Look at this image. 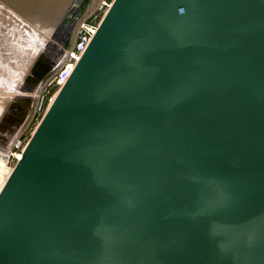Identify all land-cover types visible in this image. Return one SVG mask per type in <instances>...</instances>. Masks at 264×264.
I'll return each mask as SVG.
<instances>
[{
    "label": "water",
    "instance_id": "obj_1",
    "mask_svg": "<svg viewBox=\"0 0 264 264\" xmlns=\"http://www.w3.org/2000/svg\"><path fill=\"white\" fill-rule=\"evenodd\" d=\"M2 1L75 41L101 0ZM0 264H264V0H113L0 191Z\"/></svg>",
    "mask_w": 264,
    "mask_h": 264
},
{
    "label": "rangeland",
    "instance_id": "obj_2",
    "mask_svg": "<svg viewBox=\"0 0 264 264\" xmlns=\"http://www.w3.org/2000/svg\"><path fill=\"white\" fill-rule=\"evenodd\" d=\"M0 1V66L2 67H0V78L4 76L3 78H1L2 81L6 79V82L3 81L4 83L0 79L1 191L3 185L6 182V179H8L11 173V170H13L12 168H14L17 162V156L23 152L24 147L31 138L45 112L47 111L52 96L57 92L58 87L55 84H40V76L43 75V71L44 73H47L48 71H52V73H55L56 70H61L66 65V57L69 50L68 47H72L74 39L71 40L70 35L68 34V32H66L65 29L64 32L57 31L54 27L55 24L52 21H43L44 23L39 25L32 20L30 21L27 16L25 17L16 10H13L11 7H8L7 4L2 0ZM52 1L55 2L56 0ZM107 1L112 2L113 0ZM49 4L51 6H55L56 2H51ZM4 7H7L11 12L7 11ZM105 11L106 9L104 8L103 10H99L94 13L91 12L82 21L97 24L101 21ZM29 33L33 35L31 36ZM34 34L37 37H35ZM11 39H14L15 41ZM24 42L27 43V45ZM48 52L51 53L49 54ZM53 52H55L56 54ZM53 54H55L57 58ZM13 58L16 59L14 60ZM22 59L24 60V62ZM51 62L54 63L52 64ZM3 63L7 64L4 65ZM11 63L13 66L10 65ZM10 66L13 67L12 69L14 72L12 71ZM20 70L23 73H21ZM9 72L13 74L11 75L9 74ZM14 73L17 74L18 78H15ZM24 73L27 74L25 75ZM7 75H10V77ZM20 75L23 79H20ZM11 76L14 77L13 80V77ZM1 82L2 84H4V87L6 86L5 88H3ZM30 84L33 86H30ZM36 93H38V95ZM33 94L37 97L41 94L42 104L40 108L34 113L29 122H27L25 125H22L19 123V117L20 113H22V111L26 107L27 103H24L26 101L22 102L19 106L17 105L16 107L11 108L10 106L5 105L8 102L6 100L12 98H33Z\"/></svg>",
    "mask_w": 264,
    "mask_h": 264
},
{
    "label": "built area",
    "instance_id": "obj_3",
    "mask_svg": "<svg viewBox=\"0 0 264 264\" xmlns=\"http://www.w3.org/2000/svg\"><path fill=\"white\" fill-rule=\"evenodd\" d=\"M112 2H108L107 0H102L101 3L96 7V9L92 13L97 12L99 10H103L104 8L107 11L108 8L111 6ZM99 23L94 24V23H88L86 21H82L80 23L78 30H77L75 41L72 47L67 52L68 54H67L66 65L61 70H58V71L56 70L55 73H52L47 79V81L45 82L46 85L55 84L58 87L57 92L59 91V89L68 80L77 61L81 57L82 53L86 49L87 45L91 41L94 34L97 32ZM56 94L52 96L50 103H52ZM41 104H42V96L40 94L38 96V104L36 106L35 112L40 108ZM21 156H22V153H21Z\"/></svg>",
    "mask_w": 264,
    "mask_h": 264
},
{
    "label": "bare ground",
    "instance_id": "obj_4",
    "mask_svg": "<svg viewBox=\"0 0 264 264\" xmlns=\"http://www.w3.org/2000/svg\"><path fill=\"white\" fill-rule=\"evenodd\" d=\"M0 2H1V1H0ZM53 3H54V2H53ZM49 5H50V4H49ZM55 5H56V4H55ZM4 8H5L7 11L11 12L7 7H4ZM41 13H42V12H41ZM42 14H43V13H42ZM48 20L50 21V18H48ZM1 22H2V20H1ZM47 22H48V21H47ZM43 23H44V22H43ZM0 24H1V23H0ZM6 24H7V23H6ZM52 24H53V23H52ZM3 25H4V23H3ZM48 25H50V24H48ZM45 26H46V24H45ZM45 26H44V27H45ZM0 27H1V26H0ZM52 28H53V27H52ZM12 29H13V28H12ZM0 30H1V29H0ZM3 31H4V30H3ZM3 31H2V32H3ZM4 32H5V31H4ZM29 32H30V31H29ZM1 34H2V33H1ZM29 34H30L31 36L33 35V34H31V33H29ZM9 36H10V34H9ZM34 36H35V34H34ZM14 37H15V36H14ZM35 37H37V36H35ZM11 40H14V39H11ZM14 41H15V40H14ZM0 42H1V41H0ZM36 42H37V41H36ZM24 43H25V42H24ZM25 44L27 45V43H25ZM42 45H43V44H42ZM0 46H1V45H0ZM45 46H46V45H45ZM36 47H37V46H36ZM43 47H44V46H43ZM37 48H38V47H37ZM46 49H47V47H46ZM46 49H45V50H46ZM39 50H40V49H39ZM46 51H47V50H46ZM42 53H43V52H42ZM48 53H49V52H48ZM50 53H51V52H50ZM50 53H49V54H50ZM53 53H55V52H53ZM55 54H56V53H55ZM55 54H53V55H55ZM0 55H1V54H0ZM18 56H19V55H18ZM55 56H56V55H55ZM64 57H65V56H64ZM56 58H57V56H56ZM66 58H67V57H66ZM6 59H7V58H6ZM13 59H14V58H13ZM13 59H12V60H13ZM15 59H16V58H15ZM15 59H14V60H15ZM20 59H21V58H20ZM0 60H1V59H0ZM7 60H8V59H7ZM10 60H11V58H10ZM14 60H13V61H14ZM22 60H23V59H22ZM59 60H60V59H59ZM2 61H3V60H2ZM20 61H21V60H20ZM52 61H53V60H52ZM57 61H58V60H57ZM23 62H24V60H23ZM51 63H52V62H51ZM53 63H54V62H53ZM53 63H52V64H53ZM3 64H4V63H3ZM5 64H7V63H5ZM5 64H4V65H5ZM14 64H16V63H14ZM10 65H12V63H11ZM58 65H59V64H58ZM58 65H57V66H58ZM12 66H13V65H12ZM12 66H10L11 69L13 68ZM55 66H56V65H55ZM0 67H1V66H0ZM5 67H6V66H5ZM1 68H2V67H1ZM15 68H16V67H15ZM2 70H3V69H2ZM15 70H16V69H15ZM3 71H4V70H3ZM9 71H10V70H9ZM12 71H13V69H12ZM12 71H11V72H12ZM13 72H14V71H13ZM20 72L23 73L21 70H20ZM1 73H2V72H1ZM42 73L45 74L44 71H43ZM9 74L12 75L13 73H10V72H9ZM14 74H15V78H18V77H17V74H16V73H14ZM18 74H19V73H18ZM24 74L26 75L27 73H24ZM7 76L10 77V75H7ZM23 76H24V75H23ZM3 77H4V76H3ZM3 77H1V78H3ZM9 77H8V78H9ZM11 77H13V76H11ZM20 77H21V75H20ZM1 78H0V79H1ZM29 78H31V77H29ZM40 78H41V77H40ZM42 78H43V76H42ZM13 79H14V77L12 78V80H13ZM20 79H23V78L21 77ZM30 80H31V79H30ZM1 81H2V79H1ZM3 81L6 82V79L3 80ZM3 81H2V82H3ZM2 82H1V84H2ZM4 82H3V83H4ZM10 82H11V81H10ZM39 82H40V84H42V79H40ZM36 83H37V82H36ZM10 85H12V84H10ZM2 86H3V88L6 87V86L4 87V84H2ZM30 86H33V85L30 84ZM39 86H40V85H39ZM0 87H1V86H0ZM7 87H8V85H7ZM10 88H12V87H10ZM31 88H32V87H31ZM5 90H6V89H5ZM28 90H29V89H28ZM30 90H31V89H30ZM16 91H17V90H16ZM41 92H42V91H41ZM36 94L38 95V93H36ZM55 94H56V93H55ZM31 95H32V94H31ZM33 95H34V94H33ZM34 97L37 98L36 95H34ZM15 156H16V155H15ZM20 156H21V154H19V155L17 156V161L19 160ZM6 169H7V168H6ZM12 169H13V168H12ZM11 171H12V170H11ZM7 176H8V175H7ZM6 180H7V179H6ZM3 184H4V183H3Z\"/></svg>",
    "mask_w": 264,
    "mask_h": 264
}]
</instances>
